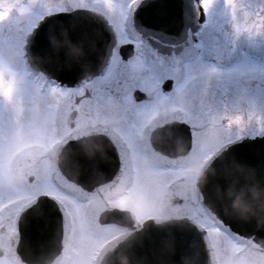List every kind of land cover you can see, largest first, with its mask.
I'll use <instances>...</instances> for the list:
<instances>
[{"label": "rangeland", "instance_id": "rangeland-1", "mask_svg": "<svg viewBox=\"0 0 264 264\" xmlns=\"http://www.w3.org/2000/svg\"><path fill=\"white\" fill-rule=\"evenodd\" d=\"M67 1L66 5L62 4L58 8L93 9L98 5L101 6V2L98 1ZM126 1L111 0L112 11L116 12L118 17H120L122 6ZM207 1L210 4L214 0ZM242 1L246 8H253V3L250 0ZM216 2L218 10L216 5L211 8V19L218 21L215 27L222 29L221 44H226L231 48L230 39L240 40L237 28L241 21L239 18L233 17L227 9L221 8L222 0H216ZM45 7V5L39 6L40 10H44ZM32 8L30 0H0V44H2L0 48V92L5 93L4 104L0 105V264H25L15 252L18 239L17 215L35 202L36 197L41 194L54 198L61 208L63 216L62 248L50 262L51 264H92L93 251L101 249L111 235L117 231L112 225L98 222L99 213L105 209H130L132 217L135 219L134 225L141 218L152 213L158 214L162 218L173 219H178L181 216L190 218L198 216L197 208L191 205L190 185L196 160L225 140L230 141L241 137V135H254L264 131L263 106L261 113L254 109H248L243 118L242 112L237 114L235 121H233L235 112L234 114L230 112L229 121L231 123H227V129L218 128L220 131L217 134L210 133L208 136H201V133L197 132L204 127L205 121L199 114H204V117L210 121L209 102H213L223 111L227 109L230 111L233 106H237L234 99L228 101L229 97L226 98L223 94L224 88L221 86V79L222 75L227 74V76H231L230 81L237 82L236 78L238 79V74L241 72L240 65L222 72L217 70L216 66L211 67L209 64H198L200 66L192 64L181 69H173L175 66L168 69L154 64L153 70H159L160 76L157 73L155 76H151L148 68L133 64L126 65L117 59L103 78L98 79L95 85L87 86L86 92H65L59 89L48 90L45 94L40 95L34 85L24 80L21 75L23 69L22 72L14 73V68L4 67L2 64L4 58L8 56V51L12 56H18L19 44L24 42L25 34L30 31L34 20L40 14L36 13V10L34 11L36 14L32 13ZM58 8L54 6L53 9L58 10ZM103 12H108L107 7L103 9ZM219 18H222L221 22ZM223 19L229 24H222ZM223 27L226 29L224 30ZM224 33L228 38L230 37L229 40L222 38ZM251 33L255 34L253 31ZM208 43L211 45L210 42ZM220 51L225 52L222 49ZM261 53L264 56V50ZM171 56L173 59L175 55ZM262 65L264 68V62ZM250 67L251 70H255V65ZM134 71L144 73L141 77L145 81L139 83V87L147 97H152V102H154L152 104L150 102L144 108H140L142 106L140 103L132 106L131 97L121 95L123 88L131 86L134 82L135 73L132 75ZM164 78H171L175 81L172 96L169 98L160 96L156 92L157 84ZM177 80H181V82L177 83ZM103 94L109 96L107 102L113 105V110L110 106L102 109L101 107L105 104L99 98L95 105L94 102L91 103L93 99L91 97L95 95L103 97ZM240 97L246 102V106L264 103V97L261 99H258L257 96L251 98L248 95ZM57 99L61 103V130L64 133L70 131L73 136H77L89 133L90 130L98 127L99 130L111 134L113 125L120 123L123 125L121 132L128 138H133L131 143L136 151L137 176H135V183L128 194L113 197V189H115L118 179L114 181L112 187L106 185L97 189L99 186H96V189L91 191L81 193L75 191L70 188L72 183L65 181L57 170L56 162L52 164L43 158L45 149L49 147V142L58 137L52 132L50 126V112L53 108H57ZM125 100L128 101L125 102ZM71 111L72 114H70ZM152 114L157 115V118L149 121L154 122L152 126L173 118L185 120L191 125L193 140L198 144L195 143L188 154L177 159L179 160L177 163L181 166L176 170L163 172L147 169L142 158L139 157V148L144 143L146 144V141L138 134V129L143 122L149 120ZM70 115L74 117L72 118ZM103 115H107L108 121L112 122H107L104 125L99 124L100 126L94 125V121H96L94 119L102 118ZM198 118L200 121L196 120ZM103 119L100 121L104 122ZM67 123H69V129L66 127ZM211 125L208 124V126ZM215 125L218 124H214V127ZM12 155L16 156L15 159L12 158ZM157 157L168 161L167 158ZM121 164L119 181L121 178H125L126 173L125 160ZM14 170L18 175L15 176ZM148 178L151 179V183L147 180ZM65 185H67L66 191L71 193L69 197L64 196L61 189L58 188V186ZM192 223L196 226L198 224ZM208 229L210 237L218 239L214 248L220 264H264V252L257 250L250 256L248 252L247 256L249 257L246 255L236 257L231 252L235 246L220 234L222 233L218 231L220 229L216 230L211 226Z\"/></svg>", "mask_w": 264, "mask_h": 264}, {"label": "flooded vegetation", "instance_id": "flooded-vegetation-1", "mask_svg": "<svg viewBox=\"0 0 264 264\" xmlns=\"http://www.w3.org/2000/svg\"><path fill=\"white\" fill-rule=\"evenodd\" d=\"M34 1L35 0H30L31 8L34 6V8H32V13H40L39 16L34 20L33 25L30 27V31L25 34L24 42L19 44L18 56H12L8 51V56L4 58V62L2 64L4 67L9 66L10 68H14V73L22 72L23 69L21 75L24 80L30 82L31 85H34L37 93L40 95L45 94L48 90L55 91L59 89L65 92H86L87 86L95 85L98 79L103 78L107 74L109 67L112 66L117 59L119 62L126 65L133 64L148 68L151 76H155L156 73L160 76L159 70H153L154 64L164 66L168 69H172L174 66L175 67L173 69H181L192 64L196 66H200L198 64H209L211 67L216 66L218 68L217 70H221L222 72L231 70L235 66L240 65L241 72L238 74V79L236 78L237 82L230 81L231 76H227V74L222 75L221 79V86L224 88L223 94L226 98L229 97L228 101H230V99H234L237 106H233L230 111L229 109H224L225 111H223L213 102H209L208 115L210 117V121L204 117V114L198 113L205 121L203 123V129L201 128V130L197 132H200L201 136H208L210 133L212 135L217 134L221 127L227 129V123H231V121H229L230 112L233 114L235 112L236 118L234 117L233 121L237 119L236 115L241 112L243 113V118L247 113L246 110L248 109H254L258 113H261L264 103L257 102L259 103L258 105H255L256 103H254L251 106L248 104V106H246V102L242 100L240 96L245 97L248 95L251 98H253V96H257L258 99L264 97V68L262 65V62H264V56L261 53V51L264 50V0H250L253 3V8L251 9L246 8L242 0H222L223 3L221 8L223 10L227 9L233 17L239 18L241 21L237 28L240 34V40L230 39L231 41L229 43L232 46L231 48H229L226 44H221L220 37L222 29L220 27H215V24L218 21H212L211 19V8L216 5L218 10L216 0L210 4L207 0H127L122 6L120 17L116 15V12L112 11L111 0H86L87 2H101V6L98 5L93 9L82 7L59 9L58 6L62 4L66 5L68 2L67 0ZM40 5H45V9L40 10ZM54 6L58 8V10H54ZM106 7L108 10L107 13L103 12V9ZM150 8L158 10L162 13V17L159 20H161L163 24L160 26L150 24L151 21L148 16L145 15L149 12ZM76 9L86 10L96 14V16H101L112 29L114 37L109 57L107 58L102 72L94 77L87 76L86 78L79 80L78 83L69 87L65 84L60 85L53 79L48 80V78L43 73L39 72V70L37 71L30 68L26 60L22 57V48L25 47L26 37L28 34H32L33 37L36 36L39 29V23L43 18L46 20V18L53 15H57L62 12H71ZM35 10L36 13L34 12ZM140 12H143L142 17L139 15ZM221 20L222 18H219L220 22ZM224 20L225 19H223L222 24H229V22H224ZM223 29L225 30L226 28L223 27ZM251 31L255 32V34H252ZM225 33L222 37L224 40L228 38ZM42 40H46L45 37H42ZM208 42H210L211 45ZM1 47L2 44H0V48ZM220 49L225 52L222 53ZM172 54L175 55L173 59L171 56ZM252 65H255V70H251L250 66ZM133 74L134 82L131 86L124 87L121 91V95H129L133 100L131 101L132 106L140 103L142 105L140 108L146 107L150 102L151 104L154 103L152 102V97H147L146 93L141 91L139 87V83L145 81V79L141 77L144 73L141 71H134L132 75ZM178 82H181V80H177V83ZM173 83H175L173 79L164 78L157 84L156 92L165 98L171 97L174 87ZM236 85H238V87H236ZM91 98H93L91 103L94 102V105L97 98H99L100 101H103L105 104L101 107L102 109L110 106L111 110H113V105H110L107 102V100H109V96L107 94H103V97L95 95ZM110 100L112 99L110 98ZM4 101L5 93L0 92V105L4 104ZM56 101L58 103L57 108H53L50 112V126L52 128V132L55 133L56 136L58 135L59 138L57 137L49 142V147H47L48 145L46 146L47 149L44 151L43 158L53 164L58 159L60 150L64 145L72 142V140L75 141L84 137L95 135L101 142H105L107 147L111 148L112 151V153H110L105 147L107 159L102 167V172L109 177L106 178L107 180L101 183L97 189L106 185H111L112 187L114 181L118 179L114 187L115 189H113V197L116 198L123 194H128L135 183V176H137L135 159L136 151L131 143L133 138H128L121 132L123 125H120V123L114 124L111 128V134L107 131L99 130L98 127L90 130L91 132L89 133L77 136H73V133H70V131L64 133L63 130H61V103L58 99ZM126 101L128 100H125V102ZM222 112L223 114L221 115ZM70 114H72V111ZM70 116L72 118L74 117L73 115ZM102 118H104V122L100 121ZM102 118H95L94 120L96 121H94V125L100 126L99 124L104 125L107 124V122H112L108 121L107 115H103ZM155 118H157V115H150L149 120L143 122L138 129V134L146 141V144L144 143L139 148V157L142 158L144 162L143 164L147 169L163 172L176 170L181 166L177 163L179 161L177 159L184 157L191 150L192 146H195L196 141L194 142L193 140L194 137L191 125L185 120L173 118L165 122H160L159 125L155 124L156 126H152L154 122L152 123L149 121H153ZM196 120L200 121L199 118ZM214 121H216V123H214ZM69 123H67V125ZM209 123L212 125L208 126ZM214 124H218L219 126L215 125L214 127ZM66 127L69 129V125ZM116 128L117 130H114ZM263 132L254 135H241V137L230 141L225 140L218 143L215 147L211 148L207 153L196 160L193 167L190 185L192 195L191 205H193L194 208H197L196 210H198V216L192 218L181 216L180 218L188 219L194 223H200L201 225L203 224L206 229V233H208V228L213 226L214 220L212 214L202 203V198L197 188L198 176L208 166L215 154L217 155L229 144L244 138H252L261 135ZM213 143L215 142L213 141ZM12 156V158L15 159L16 156ZM157 156L167 158L170 163ZM123 160H125L126 164V173L125 178H121L119 181V174L122 168L121 162ZM8 162L10 163L12 161ZM14 171L16 172V170ZM16 175H18L17 172L15 173V176ZM147 180L150 181L151 179L148 178ZM65 181L72 183L70 188H73V190L80 193L84 191L86 192V190L75 184V182L73 183L67 179ZM146 184L148 185V182H146ZM64 196L69 197L68 191L67 193L64 192ZM121 210H127V208ZM129 211L131 213L130 209ZM20 213L21 212H19L17 216H19ZM147 217L152 219L154 222H162L173 219L162 218L160 215L152 213L137 221L136 225H133V228H117L115 226L117 230L116 235L111 236L110 239L106 241L110 242V246L106 247L104 253L113 246L112 242H117L119 239L132 232V229H137L141 221L147 219ZM225 238L231 245L235 246L233 251H231L234 256L242 257L248 252L249 256L251 255V250L247 245L249 240L237 236H226ZM217 241L218 239L216 237L211 238L209 236L208 239H206L211 264H220V260L214 248L215 242L217 243ZM254 247L255 249L260 250V252L262 251L258 246L254 245ZM97 254L98 253H95L96 256Z\"/></svg>", "mask_w": 264, "mask_h": 264}, {"label": "water", "instance_id": "water-1", "mask_svg": "<svg viewBox=\"0 0 264 264\" xmlns=\"http://www.w3.org/2000/svg\"><path fill=\"white\" fill-rule=\"evenodd\" d=\"M153 10L145 15L150 24L160 26L162 13ZM26 40L31 63L62 83L74 84L102 69L113 44V32L96 14L75 10L46 18L36 36ZM105 147L112 153L97 136L72 140L61 150L57 166L67 179L86 190L93 189L109 177L102 172ZM197 186L203 203L222 224L264 247V134L220 152L198 178ZM97 220L100 224L131 226L128 213L115 208L103 210ZM17 224L16 253L21 260L49 264L61 247L62 217L57 203L39 196L21 213ZM202 234L185 219L147 220L108 250L100 264H209Z\"/></svg>", "mask_w": 264, "mask_h": 264}]
</instances>
